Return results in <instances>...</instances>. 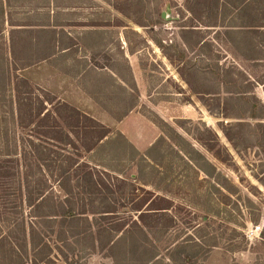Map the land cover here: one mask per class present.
<instances>
[{"label":"rangeland","instance_id":"1","mask_svg":"<svg viewBox=\"0 0 264 264\" xmlns=\"http://www.w3.org/2000/svg\"><path fill=\"white\" fill-rule=\"evenodd\" d=\"M8 1L6 21L57 24L59 36L66 31L74 40L66 52L17 73L110 128L95 150L81 152V161L132 182L138 199L145 194L143 188L173 202L170 214L175 224L170 229H147L142 235L132 223L127 236L130 261L138 255L146 261L156 250L160 253L156 264H264V150L257 147V142L264 143V118H247L248 105L241 99L229 100L227 91L250 86L264 105V29L252 34L246 26L259 21L264 0H257L258 12L248 10L249 14L241 7L242 0H218L214 8L207 0L196 9L188 0ZM28 4L39 8L30 11ZM50 11L55 12L52 21ZM138 20L144 25L134 23ZM4 28L9 29L6 22ZM85 63L87 71L73 76ZM216 72L223 83H218ZM190 74L198 93L184 80ZM132 103L129 117L120 124V114ZM237 122L249 126L237 129L233 127ZM121 128L132 134L127 137L130 142ZM195 136L215 150L220 145L226 162L214 158ZM52 192L57 198L64 196L56 185ZM7 194L0 193V219L8 214L15 222V204ZM99 198L82 196L90 232L78 236L67 232L59 240L57 225L52 224L51 232V224L33 219L50 247L32 255L20 250L15 254L6 244L0 250V264H33V258L36 264H109V252L114 251L101 247L96 238L97 227L110 220L99 214ZM121 202L127 208L131 205ZM115 217V224L137 221L134 213L119 212ZM12 226L1 227L0 234L15 233ZM90 234L94 249L84 239ZM138 244L145 249L139 250Z\"/></svg>","mask_w":264,"mask_h":264},{"label":"trees","instance_id":"2","mask_svg":"<svg viewBox=\"0 0 264 264\" xmlns=\"http://www.w3.org/2000/svg\"><path fill=\"white\" fill-rule=\"evenodd\" d=\"M204 1L207 0H188V3L192 2L196 9L201 3L204 4ZM252 1H241V7L248 14V10L258 12L257 0ZM211 2L212 6L210 7H216L218 0H211ZM22 6L25 7V5ZM27 7L30 11L39 8L29 4ZM118 7L114 8L121 11ZM9 8L8 0L6 8L3 0H0V40H3L5 14H8ZM189 9L193 12L192 8L189 7ZM121 13L130 18L128 13L122 11ZM260 16L257 23H253L254 17H250L253 22L246 25L250 33H257L259 29H264V9L260 12ZM134 23L144 25L141 20ZM15 25L36 26V24ZM32 32L31 30L9 31L11 61L6 55V47L3 43L0 45V193L5 191L8 193L7 196L12 194L11 197L15 204L14 215L16 216L15 222L10 219L8 214L0 219V223L4 227L14 223L12 227L16 229L15 233L11 230L4 235L0 234V250L6 244L9 247L7 249L9 253L20 250L23 254L30 253L32 255L38 249L47 250L50 246L40 237L41 232L36 228L33 219H42V221L45 220L46 223L51 224L48 226L51 232L54 231L52 226L57 225L58 229L55 230V233L59 240H62L64 233L67 232H70L72 236H78L86 230L90 232L91 229L88 226L91 224L86 218L85 212L87 209L81 203L83 194H86L89 197L95 195L97 199L101 197L99 198L101 203L99 214L110 220L107 222V226L97 227L96 238L98 242L100 240L101 247L106 246L108 250L114 251L111 256L117 262L118 256L124 251L121 248L131 242V237L128 239L127 236L133 229L132 223L142 235H145L147 229L154 228L164 232L173 227L175 220L174 216L170 214L174 207L173 202L143 188L141 191L145 194H141L138 199L135 194L138 188L132 182L111 176L106 171L81 161V152L89 153L96 149L109 135L110 129L72 105L57 99L44 89L32 85L16 73L18 69L29 66L33 62L24 58L20 60L15 58L12 47L15 34L22 33L17 38L20 44V53L29 54L32 50ZM26 34L29 35L26 36ZM253 46L256 47V44ZM219 74L216 72L219 77L218 83H223ZM190 78H192L191 74L184 80L193 93H198ZM247 87L245 91L230 88L227 90L230 93L228 99L234 101L241 99L249 107L247 118L262 120L264 105L251 94L250 86ZM215 95L219 98V93L215 92ZM257 109L260 110L261 116L256 111ZM255 124L257 127L262 126V123ZM246 126H249L247 122H237L233 127L243 129ZM225 136L227 137L228 134L225 133ZM195 137L197 142L214 158L222 163L226 162V156L220 154L221 151H224L221 150L220 145H218L220 149L215 150L214 148L218 144L216 135L213 137L214 146L201 140L202 138ZM227 139L231 141L229 137ZM257 145L258 148L262 147L264 150V143L258 144L257 142ZM200 158L212 171H215V167L210 162L202 156ZM53 185L63 192L62 199L53 195ZM118 193L120 196L116 197ZM128 196L130 197L128 198ZM121 199L124 203L131 204L129 208L121 202ZM125 199L127 200L125 201ZM119 212L122 214L134 213L137 216V221H121L115 224L112 220L117 219L115 216ZM57 218L59 220H54ZM3 226L0 224V228ZM65 227H67L66 230H64ZM81 227L83 228L79 230ZM12 237L20 242L12 241ZM102 238H105V242L101 240ZM84 239L90 240L91 244L88 245L94 249L93 235L85 236ZM4 242L5 244H3ZM138 245L144 247L141 244ZM155 255V253L149 255L145 262L150 261ZM10 260L13 262V259ZM32 263H37L34 258Z\"/></svg>","mask_w":264,"mask_h":264},{"label":"crops","instance_id":"3","mask_svg":"<svg viewBox=\"0 0 264 264\" xmlns=\"http://www.w3.org/2000/svg\"><path fill=\"white\" fill-rule=\"evenodd\" d=\"M54 13H55L54 11H52V13L50 11V15H49V20L50 21H52ZM5 22L8 24V21H6V19H5ZM15 24H16L15 22H11V25H10V22H9V24H8L9 25V29L8 28L7 29L4 28V31H3V45L7 49L6 55L8 56L10 61H11V58H10L9 31L10 30L20 31V30L31 29V31H33L32 33L34 34V35L32 34L33 37H31L32 38L31 39L32 50H30L29 54L26 53V52L20 53V44L18 43L17 38L19 36H21L22 33H16L15 34L14 43L12 44V47H13L14 53H15V58L17 60H20L21 58H24V59H28L31 62H33L29 66H26L24 68H20L18 70H21V69L25 70V69H27V68H29L31 66H34V65H37L39 63L45 62V61L49 60L51 57H53L56 53H58V52L59 53L66 52L67 50H69L72 47V45H74V40H73L71 34H69L68 32L64 31L59 36V33L55 32L56 30L54 28L60 27V25L49 24V25H36V26H33V27H31V26L25 27V26H20V25H15ZM24 28H26V29H24ZM82 67H83L82 68L83 70H81L82 72H80L79 74H77L75 72V75H73V76L79 77V75H81V73L83 74V72L87 71L86 69L89 68V64L85 63V64L82 65ZM17 71H16V73H17ZM66 73H68V72H66ZM18 75L21 76L20 74H18ZM21 77H23V76H21ZM111 77L114 78V74H112ZM94 101L96 103H98V101H96V100H94ZM120 103L121 104L123 103V98L120 100ZM125 103H126V101L124 102V104ZM133 103H135V99H134ZM132 104L130 106H127V108H125L123 110V113L120 114V117L118 118V120H120L119 121L120 124L124 123L123 121L129 117V112H131V110L134 108L133 107L134 104L133 105ZM78 110H80V109H78ZM83 113H85V112H83ZM85 114L89 115L88 113H85ZM89 116H91L92 118L95 119L94 116H92V115H89ZM103 125H105V124H103ZM120 130L125 135L126 138L129 135H132V134L124 131L122 128ZM134 133H135V131L133 132V134ZM106 138L104 140H106ZM103 141L101 143H103ZM128 141L130 142L131 140L128 139ZM137 141H140V140H137ZM129 247H130V243L127 244L124 248H121V250H124V251H123V253H121L118 256V261L117 262L114 261L113 256H111V253H113V252H109L110 253L108 255L109 256L108 258L110 260L109 264H141V263L142 264H156V260H158L160 258V253H158V251L155 250L154 253L156 255L152 259H150V261L145 262L144 261V255H138V259H136L134 262L133 261L131 262L130 259H129V256H128ZM140 248L141 249H139V250H142V251L145 249L144 247H140ZM139 252H141V251H139Z\"/></svg>","mask_w":264,"mask_h":264},{"label":"water","instance_id":"4","mask_svg":"<svg viewBox=\"0 0 264 264\" xmlns=\"http://www.w3.org/2000/svg\"><path fill=\"white\" fill-rule=\"evenodd\" d=\"M162 16H164V14H162Z\"/></svg>","mask_w":264,"mask_h":264},{"label":"built area","instance_id":"5","mask_svg":"<svg viewBox=\"0 0 264 264\" xmlns=\"http://www.w3.org/2000/svg\"><path fill=\"white\" fill-rule=\"evenodd\" d=\"M253 233V232H252Z\"/></svg>","mask_w":264,"mask_h":264}]
</instances>
